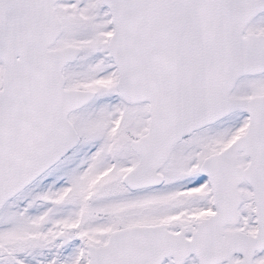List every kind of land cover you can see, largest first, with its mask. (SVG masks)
<instances>
[{
  "label": "snow or ice",
  "instance_id": "1",
  "mask_svg": "<svg viewBox=\"0 0 264 264\" xmlns=\"http://www.w3.org/2000/svg\"><path fill=\"white\" fill-rule=\"evenodd\" d=\"M0 264H264V0H0Z\"/></svg>",
  "mask_w": 264,
  "mask_h": 264
}]
</instances>
